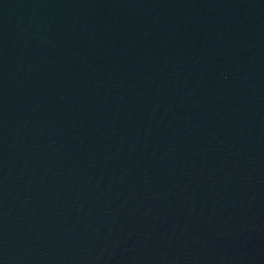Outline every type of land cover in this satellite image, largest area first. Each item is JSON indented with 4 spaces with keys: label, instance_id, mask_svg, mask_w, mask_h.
I'll use <instances>...</instances> for the list:
<instances>
[{
    "label": "water",
    "instance_id": "water-1",
    "mask_svg": "<svg viewBox=\"0 0 264 264\" xmlns=\"http://www.w3.org/2000/svg\"><path fill=\"white\" fill-rule=\"evenodd\" d=\"M0 264H264V0H0Z\"/></svg>",
    "mask_w": 264,
    "mask_h": 264
}]
</instances>
